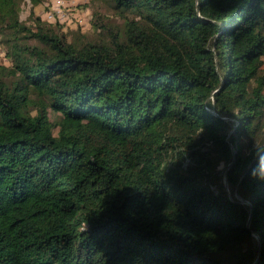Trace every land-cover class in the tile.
Returning a JSON list of instances; mask_svg holds the SVG:
<instances>
[{
    "label": "trees",
    "instance_id": "16d2710c",
    "mask_svg": "<svg viewBox=\"0 0 264 264\" xmlns=\"http://www.w3.org/2000/svg\"><path fill=\"white\" fill-rule=\"evenodd\" d=\"M104 1L78 42L0 0V264H264V0Z\"/></svg>",
    "mask_w": 264,
    "mask_h": 264
},
{
    "label": "rangeland",
    "instance_id": "374dc122",
    "mask_svg": "<svg viewBox=\"0 0 264 264\" xmlns=\"http://www.w3.org/2000/svg\"><path fill=\"white\" fill-rule=\"evenodd\" d=\"M53 0H45L42 3H36L35 0H24L22 3L21 19L27 24H34L36 17H41L43 20L47 18L49 7ZM68 7L74 12L73 23L65 21H58L52 24H57V29L65 34L69 40L78 42L83 41H106L110 38V34L106 29L97 27L95 23H103L114 30H119L123 26L124 17L117 14L116 10L112 7L109 1L104 0H67ZM4 37L0 35V62L10 66V60L6 55L7 46L3 43ZM32 113L36 114L37 109L33 108ZM51 123L55 120L56 116L49 113ZM264 132V131H263ZM264 138V134L263 137ZM264 139H262L263 141ZM246 142V141H245ZM215 154V153H212ZM229 162L221 160L217 167L216 175L220 177L230 194L233 193L227 181V166ZM237 194V193H236ZM242 198L241 196H238ZM243 200V199H242ZM257 239V235L255 234Z\"/></svg>",
    "mask_w": 264,
    "mask_h": 264
},
{
    "label": "built area",
    "instance_id": "2783aa9c",
    "mask_svg": "<svg viewBox=\"0 0 264 264\" xmlns=\"http://www.w3.org/2000/svg\"><path fill=\"white\" fill-rule=\"evenodd\" d=\"M67 0H53L51 6L49 7L47 18L45 21L47 22H58L65 21L67 23L74 22V12L68 7Z\"/></svg>",
    "mask_w": 264,
    "mask_h": 264
}]
</instances>
